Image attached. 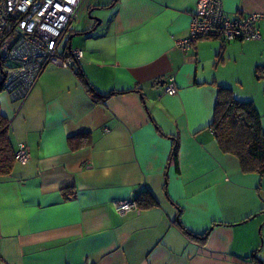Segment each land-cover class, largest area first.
Returning <instances> with one entry per match:
<instances>
[{
    "label": "crops",
    "instance_id": "obj_1",
    "mask_svg": "<svg viewBox=\"0 0 264 264\" xmlns=\"http://www.w3.org/2000/svg\"><path fill=\"white\" fill-rule=\"evenodd\" d=\"M222 1L229 17L264 15V0ZM200 2L83 0L66 45L83 51L97 90L125 91L103 103L56 65L24 101L0 93L14 148L25 142L31 155L0 175V264H264V174L244 172L210 126L226 86L255 104L264 129V17L259 40L202 38L184 50L177 41ZM82 132L91 142L71 149ZM144 190L156 205L116 210ZM178 216L209 232L190 236Z\"/></svg>",
    "mask_w": 264,
    "mask_h": 264
},
{
    "label": "built area",
    "instance_id": "obj_2",
    "mask_svg": "<svg viewBox=\"0 0 264 264\" xmlns=\"http://www.w3.org/2000/svg\"><path fill=\"white\" fill-rule=\"evenodd\" d=\"M82 3L83 0H0V86L12 101H24L48 65L71 67L83 57L81 49L68 48L67 40L64 42ZM263 17L259 12L229 17L222 0H201L192 14L188 36L177 44L186 50L202 38L219 37L224 42L259 40ZM165 92L177 93L174 78L167 81ZM30 156L28 145L20 142L15 161L26 163ZM115 208L123 214L138 206L134 199H127L116 202Z\"/></svg>",
    "mask_w": 264,
    "mask_h": 264
},
{
    "label": "trees",
    "instance_id": "obj_3",
    "mask_svg": "<svg viewBox=\"0 0 264 264\" xmlns=\"http://www.w3.org/2000/svg\"><path fill=\"white\" fill-rule=\"evenodd\" d=\"M84 34L90 33L83 32ZM80 60V59H79ZM79 60H75L71 67L81 79L87 93L96 103H103L113 95L125 91L113 90L109 93H101L88 79ZM3 92L0 86V93ZM211 128L224 152L235 155L244 172H258L264 174V129L262 117L252 101L239 100L233 94L230 87L219 86L217 103ZM9 119L2 113L0 105V175L9 174L15 164V148L10 137ZM91 142L90 134L82 132L69 137L68 143L71 149ZM178 139L173 140L170 161L177 162ZM66 189V188H65ZM139 208L151 207L157 204V200L147 190L138 193L134 199ZM177 225L190 236L201 239L205 238L209 231L203 235L193 234L182 224L179 216L176 218Z\"/></svg>",
    "mask_w": 264,
    "mask_h": 264
},
{
    "label": "rangeland",
    "instance_id": "obj_4",
    "mask_svg": "<svg viewBox=\"0 0 264 264\" xmlns=\"http://www.w3.org/2000/svg\"><path fill=\"white\" fill-rule=\"evenodd\" d=\"M73 25H74V23H72V24L70 25V28H71V26H73ZM73 27H74V26H73ZM73 33H74V31H73V32L68 31V32L65 34L64 42H65L66 39H69V37H70ZM64 42L62 43V46L64 45ZM263 244H264V239H263Z\"/></svg>",
    "mask_w": 264,
    "mask_h": 264
},
{
    "label": "water",
    "instance_id": "obj_5",
    "mask_svg": "<svg viewBox=\"0 0 264 264\" xmlns=\"http://www.w3.org/2000/svg\"><path fill=\"white\" fill-rule=\"evenodd\" d=\"M97 20H98V23L101 21V19L100 18H96Z\"/></svg>",
    "mask_w": 264,
    "mask_h": 264
}]
</instances>
